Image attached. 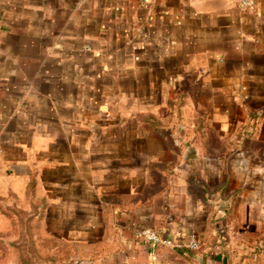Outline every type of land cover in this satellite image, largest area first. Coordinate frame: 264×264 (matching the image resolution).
<instances>
[{"label": "crops", "instance_id": "0c3cea01", "mask_svg": "<svg viewBox=\"0 0 264 264\" xmlns=\"http://www.w3.org/2000/svg\"><path fill=\"white\" fill-rule=\"evenodd\" d=\"M11 195L88 264H264V0H0Z\"/></svg>", "mask_w": 264, "mask_h": 264}, {"label": "rangeland", "instance_id": "374dc122", "mask_svg": "<svg viewBox=\"0 0 264 264\" xmlns=\"http://www.w3.org/2000/svg\"><path fill=\"white\" fill-rule=\"evenodd\" d=\"M33 202L0 199V264H88L99 258L84 249L88 237L74 238Z\"/></svg>", "mask_w": 264, "mask_h": 264}, {"label": "built area", "instance_id": "2783aa9c", "mask_svg": "<svg viewBox=\"0 0 264 264\" xmlns=\"http://www.w3.org/2000/svg\"><path fill=\"white\" fill-rule=\"evenodd\" d=\"M236 3L240 10L247 12L253 10L256 7L257 0H236ZM140 237L154 246H159V245H164L168 247L175 246L172 241L161 239L154 230L149 228L143 230L140 234ZM185 247L191 250H198L200 246L198 240L195 237H192L190 242ZM184 264H188V263H184Z\"/></svg>", "mask_w": 264, "mask_h": 264}, {"label": "water", "instance_id": "95a60500", "mask_svg": "<svg viewBox=\"0 0 264 264\" xmlns=\"http://www.w3.org/2000/svg\"><path fill=\"white\" fill-rule=\"evenodd\" d=\"M195 156H196V151L194 149L190 148L187 152V155H186L187 159L192 160L195 158Z\"/></svg>", "mask_w": 264, "mask_h": 264}]
</instances>
